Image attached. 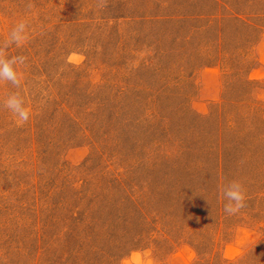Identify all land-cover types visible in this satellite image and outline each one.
Masks as SVG:
<instances>
[{
	"label": "rangeland",
	"instance_id": "1",
	"mask_svg": "<svg viewBox=\"0 0 264 264\" xmlns=\"http://www.w3.org/2000/svg\"><path fill=\"white\" fill-rule=\"evenodd\" d=\"M231 1L247 23L214 0H0V40L30 25L8 52L32 110L0 108V264H264V0Z\"/></svg>",
	"mask_w": 264,
	"mask_h": 264
},
{
	"label": "clouds",
	"instance_id": "2",
	"mask_svg": "<svg viewBox=\"0 0 264 264\" xmlns=\"http://www.w3.org/2000/svg\"><path fill=\"white\" fill-rule=\"evenodd\" d=\"M31 7V4L28 5ZM30 25L25 19L18 20L9 30L7 37L0 40V85H11L17 91H9L0 97V108L7 110L18 126L26 124L32 116L20 89L22 88L21 68L27 58L22 55H11L8 49L15 46L23 47L29 40ZM224 211L227 215H236L246 207V190L239 180H231L222 186ZM199 218L197 217V220Z\"/></svg>",
	"mask_w": 264,
	"mask_h": 264
},
{
	"label": "trees",
	"instance_id": "3",
	"mask_svg": "<svg viewBox=\"0 0 264 264\" xmlns=\"http://www.w3.org/2000/svg\"><path fill=\"white\" fill-rule=\"evenodd\" d=\"M214 2L216 5V8H218L219 10V14H223L224 16H230L231 18H234L238 21L247 23L246 21L248 20L246 19H245L246 21L243 20V15L244 14L246 15V13H245L244 8H241V6L238 7L237 4H235L231 0H214ZM263 14L264 12H261V14H259L260 15L259 17L262 18ZM250 17H252L251 14H250ZM248 25H250V23ZM257 25H258V22H257ZM260 26L264 27V23H261Z\"/></svg>",
	"mask_w": 264,
	"mask_h": 264
}]
</instances>
